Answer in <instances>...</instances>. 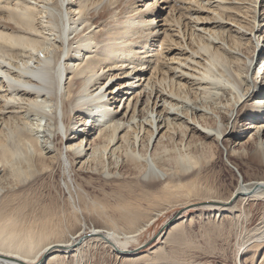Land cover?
<instances>
[{
	"label": "bare ground",
	"instance_id": "6f19581e",
	"mask_svg": "<svg viewBox=\"0 0 264 264\" xmlns=\"http://www.w3.org/2000/svg\"><path fill=\"white\" fill-rule=\"evenodd\" d=\"M186 1L166 19L146 0H0V264H90L89 249L98 242L127 256L130 238L166 209L145 212L140 221L142 198L162 204L157 191L169 194L184 186L193 192L200 177L193 167L202 159L197 150L221 143L228 154L242 152L232 146L238 122L247 115L264 118V98L256 97L264 90V0ZM201 3L211 16L189 14L188 4ZM225 3L238 4L237 20L223 21L222 13L232 8ZM185 12L188 22L180 20ZM223 23L230 25L226 35L215 31ZM162 45L168 46L165 58ZM205 100L214 102L208 107ZM22 107L35 117L24 120ZM256 133L250 153L261 160L264 133ZM56 138L68 163L73 155L110 176V164L120 159L136 183L155 186L154 192L122 200L121 217L130 231L81 223L62 236L48 219L30 222L11 205L7 187L24 183L37 165L63 158L61 150L58 156L46 151ZM209 197L196 203L185 198L182 207L198 203L225 210L223 217H239L241 205L264 199V179L238 180L228 197ZM249 231L234 264H264V217Z\"/></svg>",
	"mask_w": 264,
	"mask_h": 264
},
{
	"label": "rangeland",
	"instance_id": "374dc122",
	"mask_svg": "<svg viewBox=\"0 0 264 264\" xmlns=\"http://www.w3.org/2000/svg\"><path fill=\"white\" fill-rule=\"evenodd\" d=\"M146 1L148 3L155 2L156 14L166 19L173 18L176 11H181L179 9L180 5L187 2L186 0ZM140 3L136 4L139 5ZM211 4V7H214L215 2L211 1ZM234 4L225 3V5L232 8L222 13L224 22L237 20L240 8L237 6L238 4ZM188 5H190L189 14H192L195 18L197 15L200 17L211 16V14H207L209 6L204 3H201L203 8L198 4ZM235 11L238 13H236L237 15ZM187 13L181 15V21L188 22ZM231 17H236V19L231 20ZM214 20L218 21V18ZM221 25L224 28L216 26L215 31L219 33L222 31L226 35L227 28L230 25H227V23ZM160 48V57L169 56L166 51L168 46L162 45ZM254 50L255 47L250 44L248 54H253ZM259 60L260 55L256 57V61ZM140 88L135 87L134 91H139ZM256 97L264 98V90L258 93ZM205 102L206 106L210 107L211 102L214 101L205 100ZM15 106H19V104H15ZM20 110L24 120L25 118L32 120L35 117L32 112L25 113L27 110L24 107ZM251 116L247 115L240 119L236 131L237 138L234 140L236 144L232 143V146H235L234 149L241 150V153L228 154L221 143L217 147L208 149L209 151H206V149L197 150L199 152H195V154H199L198 156H201L202 159L199 164L193 167L194 172L200 173L196 186L192 189L194 191L188 193V189L184 186L182 189L179 188L178 192L174 191L175 193L162 194L157 191L154 196L160 197L161 200L164 198L162 204L151 203L147 198H142L139 206L140 221L145 219V212L162 209L163 206L166 209L146 230L140 231L130 238L127 244V253L123 252L127 256L120 257L107 244H99L95 241L96 244L89 249L92 256L91 261L89 260L90 264H146L155 257L159 260L156 262L152 260V264H171L173 261L184 264L194 260L205 264H234V254L239 244L247 236L252 235L249 230L263 220L264 199L250 200L241 205V209H244L242 212L238 211L240 212L239 217L233 215L223 217V214H227L225 210L209 209L198 203L183 207L182 205L187 202L186 200L196 203L209 199L211 195L224 199L230 195L238 180L264 179V156L261 160H258L253 158L250 153L256 148L255 139L258 128H260V132L264 133L262 126L264 125V118L259 117V114L255 117ZM44 121L43 119L42 123ZM39 135L40 144L44 145V132ZM261 137L263 145L264 135ZM205 141L209 142V139ZM53 142L54 145H52ZM53 142L47 144L46 151L55 150L57 152L53 151V153L58 156L62 144L57 138ZM178 147H182V145H178ZM61 151H63V160L57 157L58 160L50 165H37L34 173L24 183L13 184L14 186L9 187V189L6 188L5 194L13 193L11 205L28 216L30 222H34L36 219L39 220L42 216L48 219L52 224L57 225L58 235L61 234L62 236H67L69 233L76 231L81 223L103 228L115 226L120 230L130 231L131 227L121 217V214L125 212V207L124 210L120 209L122 208V200L132 199L144 190L154 192V190L156 191L155 186H145L141 181L136 183L137 177L134 176L133 170L130 166L121 164L120 159L117 166L113 167L111 164L109 166L110 173L115 172V174L106 176L100 170L90 167L89 162L81 164L83 159L78 161L79 158H73V155L68 156V159H71L70 163L66 162L64 148ZM212 151L214 156H211ZM242 153H245V155ZM210 156L211 158H209ZM184 184L189 185L185 182ZM156 188L159 189V187ZM186 191L188 195L184 194ZM204 195L205 197H202ZM137 199L139 200L138 196ZM165 204L168 206H165ZM238 212H235V215ZM250 242L251 240L246 245ZM255 248L254 243L252 250ZM143 254L144 256H142ZM140 255L147 259H139L141 258L138 257ZM247 256H250V254H247ZM43 262L40 261L39 264Z\"/></svg>",
	"mask_w": 264,
	"mask_h": 264
}]
</instances>
